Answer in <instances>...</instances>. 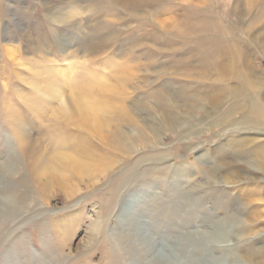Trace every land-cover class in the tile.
<instances>
[{
	"label": "rangeland",
	"instance_id": "rangeland-1",
	"mask_svg": "<svg viewBox=\"0 0 264 264\" xmlns=\"http://www.w3.org/2000/svg\"><path fill=\"white\" fill-rule=\"evenodd\" d=\"M114 6L111 0H0V163L18 168L15 177H5L12 195L21 199L25 189L14 187V183L25 179L30 199L16 216L6 209L0 216V264H153L164 242L162 251L170 256V264H179L184 257L204 255L195 246L186 251L183 243L191 233L202 236L204 232L220 233L225 241L209 242L208 255L219 262L209 258L207 264H232L234 256L242 264H252L244 258L260 249L264 252V202L254 196L258 191L264 195V173L255 171L252 165L255 161L254 167H260L261 159L253 156V151L264 144V126L254 129L248 118L236 115L232 125L227 115L238 101L253 105L264 100V11L258 5L249 7L246 0H160L152 10L143 9L137 16L117 8L118 4ZM47 9L65 21L53 23ZM189 13L195 20L198 16L207 20L212 29L219 25L228 30V37L221 33L217 40L225 41L230 36L243 55L235 63L243 66L246 58L251 70L225 76L212 70L208 76L200 75L205 54L216 58L213 66L219 62L227 68L231 59L213 49V34L207 35L206 44L195 40L184 26ZM109 25L116 26L117 33L108 31ZM104 36L117 40L115 45L109 51L93 52V40L97 44ZM121 48L127 57L117 56ZM148 61L158 65L153 70L160 79L153 70H144ZM125 63H129L128 69L120 74H129L138 82L146 76L144 88L123 92L117 74ZM85 70L104 77L118 92L116 107L105 102L101 105L105 118L115 122L126 119L124 131L138 139L127 155L109 149L101 129L75 123L78 116H66L59 98L49 95L57 85L71 104L78 94L77 85L82 86L86 77ZM51 74L58 79H50ZM245 81L247 89L237 92ZM165 84L170 87V96L164 97L173 118L170 129L159 114L150 109L140 112L138 107L140 98ZM80 89L84 92L86 88ZM216 89L222 100L213 107L206 98ZM183 92H200V98H206L198 101V109L190 111ZM196 98L189 101L197 102ZM121 104L134 111L128 113L136 121L133 128L130 119L123 116L127 114ZM14 111L44 151L40 167L58 181L46 194L40 192L37 177L21 166L22 141L14 127ZM150 126H155L157 139ZM56 136L80 161L90 164L95 158L108 156L117 162L109 168L104 166V171L94 172L88 166L83 175L66 165L58 169L49 160L56 152L62 154ZM225 166L232 169L229 182L221 177ZM133 169L137 172L131 179L127 171ZM123 175L128 180L120 192L113 193L117 178ZM0 196L6 197L3 188ZM255 210L263 211L262 216L253 218ZM154 241L156 246L150 244ZM131 245L147 252L145 261L136 262V253L129 251Z\"/></svg>",
	"mask_w": 264,
	"mask_h": 264
},
{
	"label": "bare ground",
	"instance_id": "bare-ground-1",
	"mask_svg": "<svg viewBox=\"0 0 264 264\" xmlns=\"http://www.w3.org/2000/svg\"><path fill=\"white\" fill-rule=\"evenodd\" d=\"M76 1V0H75ZM169 1V0H168ZM160 0H111V3H113L116 8L117 4V8L125 11V12H128V13H133V15L137 16V15H140L138 14L141 10L143 9H150L152 10L154 8V6L159 3ZM247 2V5L250 7H255L256 5H258V8L261 9L262 11H264V0H246ZM106 3V2H105ZM109 4V3H108ZM165 4V3H164ZM47 6V5H46ZM51 6V5H49ZM48 6V7H49ZM78 6V5H77ZM108 6V5H107ZM52 7V6H51ZM112 7V5H111ZM113 8V7H112ZM52 9V8H51ZM50 9V10H51ZM48 10V9H47ZM112 12H113V9H111ZM191 10V9H190ZM209 10V9H208ZM211 10V9H210ZM49 11V10H48ZM194 11V10H193ZM198 11V10H197ZM51 12L53 11H49V19L53 22V23H57V24H60L62 23L63 21H65L64 19L61 20V18H55L56 15H51ZM100 12V11H99ZM47 13V14H48ZM57 13V12H56ZM109 12H107L108 14ZM114 13V12H113ZM112 13V14H113ZM98 14V13H97ZM211 14V12H210ZM209 14V15H210ZM213 15V14H212ZM214 16V15H213ZM196 18V16H195ZM93 19V18H92ZM198 20H195L193 18V15L192 13L188 14V16H186V19H185V23H184V26L186 27V30L191 34V35H194L195 37V40H198V43L201 45V44H206L207 43V35H212V37H214V46H213V49H216V50H219L220 52L224 53V55H226V57L229 55V58L231 59L230 61V64L231 62L232 65H228V67L226 68L227 64L224 65L222 63H215V65L213 66L212 62L213 60H216V58H213V59H210V56L211 53H208V54H205V56H202V59L203 62H204V67H202V70L203 72H201L202 74L200 75H203V76H208V74L210 73V71H218V73L220 74V76L222 75H226V73H230L231 75L233 73H235V71L237 70H242V72L244 71V73H246V71H248L247 69H250V64L249 62L247 61L246 58H244L245 62H243V66L242 65H238L236 64V58L238 59H241V57H243L241 50L238 48V45L235 44V41L230 38L229 36V39H225V41H219L217 40L219 34L221 33H224L226 34V31L228 33V30H225L224 27L222 28H218V26L215 28L214 25H213V28L215 29H212L208 23L207 20H205L204 18H201V16H198L197 18ZM209 19V18H208ZM195 20V21H194ZM210 20V19H209ZM258 20V19H257ZM114 21V20H113ZM95 22V21H94ZM123 22V21H122ZM258 22H260L258 20ZM119 23V22H118ZM79 27V26H78ZM99 27V25H98ZM116 27V26H114ZM114 27H110V25L108 26V31H111L114 30ZM220 27V26H219ZM81 28V27H80ZM224 28V29H223ZM79 29V28H78ZM100 29V28H99ZM105 29V28H104ZM103 29V30H104ZM153 29V28H152ZM101 30V29H100ZM106 30V29H105ZM117 30V29H116ZM154 31V30H153ZM100 32V31H99ZM122 32V31H120ZM208 32V33H207ZM85 33V32H84ZM103 33V32H102ZM117 33V32H115ZM114 33V34H115ZM152 33V32H151ZM86 34H87V31H86ZM144 34V33H143ZM223 34V35H224ZM102 35V34H101ZM119 35V34H118ZM121 35V34H120ZM228 37V34H226ZM116 36V34H115ZM29 37V36H28ZM146 37V36H145ZM170 37V35H169ZM262 37V36H261ZM119 38V37H118ZM198 38V39H197ZM117 39V38H116ZM220 39V38H219ZM28 40V38H27ZM33 40V39H32ZM95 40V39H94ZM93 40V43H92V47L93 49V52H104L105 49H107L109 51V47L115 45V41H112L113 39H109L107 38L106 36L102 37L100 40H99V43H95V41ZM139 40V39H138ZM193 40V39H192ZM156 42V41H155ZM37 44V43H36ZM38 46L40 44H37ZM81 45V43H80ZM148 45V44H147ZM123 46V45H122ZM135 46V45H134ZM203 46V45H202ZM82 47V45H81ZM84 47V46H83ZM147 47V46H146ZM152 47V46H151ZM41 48V47H40ZM127 48V47H126ZM9 49V48H8ZM79 49V47H78ZM81 49V48H80ZM132 49H133V46H132ZM138 49V48H136ZM140 49V48H139ZM143 49V48H142ZM145 49V47H144ZM148 50V48H146ZM12 50V49H11ZM45 49H42L40 50V52H43V54H45L44 51ZM75 50V49H74ZM71 51L72 53L74 52ZM85 50V48L83 49ZM125 49L122 50H119V55L117 56H121L124 55L123 57H127L128 53L125 54L126 51H124ZM10 51V50H8ZM77 51V49L75 50ZM79 51V50H78ZM134 51V50H133ZM138 51V50H137ZM141 51V50H140ZM146 51V50H145ZM201 51L198 50V52L196 53H199ZM84 52V51H83ZM131 52V51H130ZM147 52V51H146ZM14 53V51H13ZM70 53V52H69ZM75 53V52H74ZM92 53V52H91ZM150 54V51L148 52ZM202 54V55H203ZM74 55V54H73ZM139 55V54H137ZM144 55H146L144 53ZM111 56V55H110ZM142 57V55H140ZM223 57V55H221ZM241 56V57H240ZM44 58H46L45 56H43ZM77 57V56H76ZM146 57V56H145ZM156 57V56H155ZM245 57V56H244ZM13 58V57H11ZM142 59V58H140ZM139 59V61H140ZM144 59V58H143ZM142 59V60H143ZM149 59V58H147ZM157 58H155L156 60ZM112 60V59H111ZM114 60V59H113ZM208 60H211V61H208ZM243 60V59H242ZM208 61V62H207ZM135 62V61H134ZM141 62V61H140ZM157 62V61H155ZM154 62V63H155ZM207 62V63H206ZM119 63V62H118ZM116 64V62H115ZM123 64V63H122ZM120 64V65H122ZM129 64V63H128ZM125 63L124 65V68H119L120 72H118L117 74V79H118V82L121 83V85L123 86V92L126 90L128 91V88H132L134 89V91L136 90H140L142 89V87L144 88V85H147V82H148V78L146 76L143 77V79L141 80V82L138 80H135V78L133 76H127L129 74H127L126 76H124V74H120V73H123L124 71H127L126 69H128L127 65ZM134 64V63H133ZM138 64H143L142 63H138ZM145 64V69H147V71H152L154 68H158V65H152L151 63H149L148 61V64L147 63H144ZM157 64V63H156ZM170 64V63H169ZM212 64V65H211ZM168 65V64H167ZM134 66H136L134 64ZM143 66V65H142ZM231 66V67H230ZM131 67V66H130ZM137 67V66H136ZM169 67V66H168ZM134 68V67H133ZM229 68V69H228ZM135 69V68H134ZM138 69V67H137ZM140 69V68H139ZM229 70L228 72L226 70ZM234 70V71H233ZM251 70V69H250ZM142 71V70H141ZM145 72V71H144ZM64 73V71L62 72ZM85 73H86V77L85 79L83 80V82L81 83L82 86H85V91H81V87L82 86H79L77 85L75 91H77V97H75L74 95V100L71 101V104H73L71 106L70 102H66L65 98L66 96L62 93L63 91L62 88H60L61 90L57 89V85L54 87L56 88L54 90H51L53 91L52 93H50L49 95L51 97H54V96H57V98H59L60 102H61V105H62V108H61V112L63 111L64 114L66 116H74L75 115V119H77L76 116H78V119L76 122H80V123H77V124H81L80 126L82 125H86L87 123L90 124V126L92 128H99L102 130V132L106 133V135L104 136L105 137V144L106 146L109 148V149H112L113 151H117V152H122L123 154L127 155L128 153H130L129 149H133V147H135L134 145L137 146L136 143V140L138 141V139H133L134 137L133 136H130L128 135L125 131H124V122H126V119L124 121H120V120H117V122L113 121L112 119H107L104 117V111H103V107L101 105L102 102H105L107 103L108 105H112L113 106L117 104L116 101H114L117 96H118V92L116 90V88L110 84L109 81L105 80L104 77H100L99 75L97 74H94V73H88L87 70H85ZM153 74L155 75H159L158 72L156 71H152ZM237 73V72H236ZM243 73V74H244ZM134 74V73H133ZM163 74H167V73H163ZM207 74V75H206ZM230 75V76H231ZM50 76V79H58V76L54 75ZM156 76V77H157ZM234 76V75H233ZM48 77V75H47ZM54 77V78H53ZM64 77V75H63ZM130 77H133V78H130ZM160 79V76H158ZM46 78V77H45ZM130 78V79H129ZM140 78V77H138ZM235 78V77H234ZM157 79V80H158ZM246 80V79H245ZM54 81H56L54 79ZM68 80L65 81V83L67 82ZM70 81V80H69ZM248 81V80H247ZM53 82V80H52ZM60 82V81H59ZM158 82V81H156ZM249 82V81H248ZM63 83V81H62ZM69 83V82H68ZM77 83V82H76ZM59 85H62L61 83H59ZM58 85V86H59ZM63 85H65L63 83ZM76 85V84H75ZM167 84H165L163 87L161 88H157L155 89L152 93H148V95L146 94V97L145 98H140L139 102H138V107H139V111L140 112H143L144 109H150V111H154L155 113L159 114V117L161 119V122L165 123V125L167 126V128L170 129V126L172 125V117L170 116V113H169V110H167V107L168 105H166V102L164 99L167 97L165 95H169V90L170 87L169 86H166ZM247 85L246 84V81H245V86L243 88H239L237 90V92L247 89ZM67 86V85H66ZM79 86V87H78ZM240 86V84H239ZM238 86V87H239ZM249 86V85H248ZM62 87V86H61ZM67 88V87H66ZM251 88V87H250ZM226 89V88H225ZM254 89V88H253ZM252 89V90H253ZM50 90V91H51ZM65 90V89H63ZM121 89H119L118 91L120 92ZM152 90V89H151ZM215 90V89H214ZM130 91V90H129ZM132 91V90H131ZM254 91V90H253ZM65 92V91H64ZM256 92V91H254ZM54 93V94H53ZM244 93V92H243ZM75 94V93H74ZM183 94H185V92H183ZM233 94V93H232ZM251 95V93H249ZM257 94V93H256ZM133 95V94H132ZM185 98H184V103L186 104H189L190 106V111H195V109H198L199 108V103L198 101L199 100H204L206 97H201L200 98V92H196L195 94H185ZM221 95V92L219 90L216 89V91L212 94V95H208V98L207 99V102H209L210 105H212L213 107H218L221 103V100H222V96ZM235 95V94H234ZM233 95V96H234ZM238 95V94H237ZM170 96V95H169ZM197 97V102L195 100L193 101H189L190 98H194V97ZM232 96V95H231ZM50 97V98H51ZM165 97V98H164ZM56 98V97H55ZM107 100H106V99ZM111 98V100L109 99ZM53 99V98H52ZM181 99V98H180ZM41 102V101H40ZM109 102V103H108ZM125 102V101H124ZM240 101H238L239 103ZM120 103V102H118ZM151 105V104H153ZM236 102V104L234 105V107L231 108V110L229 111L227 117V121L228 122H232V119L233 117L236 115L237 118L242 116V117H245V118H248L249 119V123L252 122L253 124V127L254 129L257 128V125H261V126H264V100L261 101V100H258L257 102L253 103L252 104H247L244 102V104L241 102L238 104ZM107 105V106H108ZM123 105V104H121ZM120 105V106H121ZM125 104L123 105V108L126 112L127 115H123L125 118H129L130 119V124L131 127L133 128L134 126H136L135 122L131 116H128V113H130L131 115V112L133 113L134 111L130 110L131 108L127 107H124ZM109 107V106H108ZM107 107V108H108ZM106 108V107H105ZM114 108V107H113ZM122 108V109H123ZM230 109V108H229ZM228 109V110H229ZM110 111H112V107L109 109ZM114 110V109H113ZM144 110V111H146ZM227 110V109H225ZM117 111V110H116ZM115 111V112H116ZM12 112V111H11ZM113 112V111H112ZM121 113V112H120ZM61 114V113H60ZM111 114V113H110ZM124 114V113H123ZM106 115V114H105ZM113 115V114H112ZM115 115V113H114ZM122 115V113H121ZM65 116V117H66ZM108 116V114H107ZM136 116V115H135ZM189 116V115H187ZM112 118V116H110ZM122 117V118H124ZM225 117V116H224ZM63 118V117H62ZM69 118V117H68ZM73 118V119H74ZM115 118V117H114ZM115 120V119H114ZM133 120V121H132ZM225 120V119H224ZM14 127L15 129L21 134V140L22 143H21V151L20 152V155H21V158H22V167L23 169L27 170L29 172V175H34L35 177H37L38 179V186H39V190L41 193L43 194H46V192H48L49 188H51V185L53 184H56L58 183L57 179L53 176V175H48V173L50 172H47V170H45V168H41L40 167V162L42 160V158L44 157V151L42 150V148L38 147V144L35 143V140L37 139H34L33 138V135H30L29 134V128H27L26 126V122L20 118V116L18 115V113H16L14 111ZM73 121V120H72ZM128 121V119H127ZM223 121V120H222ZM154 123V122H153ZM72 124V123H71ZM111 124H115V126L112 128ZM127 124V123H126ZM125 124V125H126ZM232 125H235L233 124V122L231 123ZM241 124V123H240ZM78 126V125H77ZM78 126V127H80ZM256 126V127H255ZM155 127V126H154ZM153 126H150V131L152 132L153 135H155V138L157 139L158 138V132L156 131V129L154 128ZM132 130V129H131ZM259 131V130H258ZM56 132V131H55ZM135 132V131H134ZM30 133H31V130H30ZM58 133V132H56ZM55 142H57V145L59 147V151H62L61 153L62 154H57L58 152L54 153V155H52V158L49 157V160H52V164L53 166H57L56 168L58 167H62V165H66L68 167H70L72 169V172L73 170L77 172V174L79 175H83L85 172H86V168L89 166L90 169H93V171H104L106 170L107 168L105 167H108L110 165H112V162H117L116 160L112 159V158H109L108 156H104V157H99L98 159H94L90 162V164L87 162H83L82 160L80 161V159H78L75 155H73V153L70 151H67L66 148L63 147L62 145V141L61 139L56 136L55 137ZM143 139V138H142ZM143 141V140H142ZM140 142V141H139ZM39 143V141L37 142ZM147 143V142H146ZM260 143V142H259ZM143 142L141 143L140 142V145H142ZM145 145V144H143ZM235 146V145H234ZM146 147H147V144H146ZM58 150V149H57ZM54 151V150H53ZM253 151V150H252ZM254 152V155L253 156H256V158L258 157L260 160V167L259 169L257 170L256 168L258 167H254V162L253 161V168L255 169V171H263L262 173H264V144H259V146L257 148H255V150L253 151ZM49 153V152H48ZM81 156V155H80ZM86 156V155H85ZM140 156V155H139ZM85 159V158H84ZM114 165V163H113ZM258 165V164H257ZM105 166V167H104ZM93 167V168H92ZM103 167V168H102ZM230 167V166H229ZM41 168V169H39ZM225 170L223 172H220L222 175L221 177L225 180L228 178V182L230 181L229 179H231L230 177L231 174H230V170L228 169V166H225L224 167ZM251 168V167H250ZM59 169V168H58ZM69 169V168H68ZM63 170V169H62ZM218 170V169H217ZM69 171V170H68ZM18 172V168H13V166L7 164V163H0V188H3L4 189V192L6 193V197L5 198H2L0 196V216H2L6 210H9V211H14V216H16L18 213L22 212L24 207L27 205V203L29 202V196H28V190H29V187H28V182L25 180V179H22L20 180L19 182H17L18 184H15L14 183V187H18V188H21L23 187L25 189V193L22 195L21 199H18L16 198L15 196L12 195V193L10 192V189H9V186L8 184L5 182V177L6 175H14V177L16 176V173ZM92 172V171H91ZM129 172V176H131V179L133 178L135 172L137 171H134L133 170H129L127 171ZM234 172V171H233ZM253 172V171H252ZM75 173V172H74ZM217 171H213V174L216 175ZM254 173V172H253ZM94 174V173H93ZM252 174V173H251ZM63 175V174H62ZM87 175V174H86ZM246 175H249V174H246ZM254 175V174H253ZM256 175V174H255ZM259 175V174H258ZM33 176V177H34ZM57 176V175H56ZM251 176V175H250ZM249 176L248 179H251V177ZM59 177V176H57ZM82 177V176H80ZM238 177V176H237ZM237 177H235L236 179H238ZM84 178V177H83ZM89 178V177H88ZM253 178V177H252ZM13 179V178H12ZM36 179V180H37ZM261 179V177H260ZM60 180V179H59ZM126 180H128V176L127 175H123L121 178L118 177L117 178V181H118V184L116 186H113V189H112V192L113 193H116V192H120L119 190L121 189V187L125 184ZM247 180V179H246ZM61 181V180H60ZM37 182V181H36ZM226 182V180H225ZM61 183V182H60ZM63 184V183H62ZM61 185V184H60ZM66 185V184H65ZM59 186V185H58ZM60 187V186H59ZM64 187V186H63ZM117 194V193H116ZM254 196L256 197V199H258L260 202H264V195H262L261 191H258L254 194ZM263 196V197H262ZM7 205V206H6ZM27 209V208H26ZM261 212L263 211H258V210H255L252 212V217L255 218L257 215H261ZM256 219V218H255ZM99 229V228H98ZM96 231V229H95ZM94 231V232H95ZM232 231V230H231ZM153 233V232H152ZM141 235V234H140ZM143 236V234H142ZM228 238H231L232 234L230 235H227ZM152 239V238H151ZM165 240V239H164ZM182 241V239H181ZM216 242V243H224L225 241H223V235L220 234V233H217V234H212V233H208V232H204L202 234V236L200 235H196V234H193L191 233L186 239L183 240V243L185 244V246L187 247L186 248V251L189 252V249L188 247L189 246H195L199 251L201 250L204 255H202L201 258H194V257H189V259H185V257L183 258L184 260L181 261L180 260V263L179 264H191V262L193 261V264H207L208 262V259L211 258V262H214V261H217L219 262L218 259L212 257L211 255H208V250H207V246L209 244V242ZM159 242V241H158ZM180 243V241H179ZM152 246H156L157 244V241H154L152 243H150ZM145 247V246H144ZM161 247V253L157 256L156 260L153 262V264H170V256H166L165 253L162 251V249L164 247H166V244L165 242L162 244ZM143 248V247H142ZM129 249V248H128ZM153 249L150 248V254H153V252H151ZM170 250V249H169ZM131 252H135L136 254V262H141L142 261H145L144 258H146V253L147 252H143L142 250L140 249H135L132 245L130 246V250ZM148 251V253H149ZM211 256V257H210ZM237 256V255H236ZM243 258V257H242ZM245 261H247L248 263H252V264H264V252L262 249L260 250H257V251H254L252 253H250L248 256H246L245 258ZM240 258L237 256L235 257L234 256V259H233V262L232 264H242L240 262ZM210 262V263H211Z\"/></svg>",
	"mask_w": 264,
	"mask_h": 264
}]
</instances>
